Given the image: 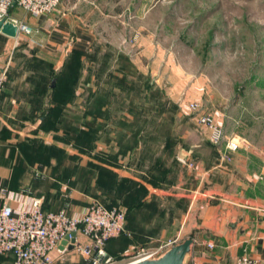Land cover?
<instances>
[{"label":"rangeland","instance_id":"374dc122","mask_svg":"<svg viewBox=\"0 0 264 264\" xmlns=\"http://www.w3.org/2000/svg\"><path fill=\"white\" fill-rule=\"evenodd\" d=\"M77 2L73 12L92 36L86 55L68 60L71 51L46 54L21 34L0 68L5 72L0 106L8 111L0 133L11 140L12 131H22L21 155L38 165L33 169L44 166L45 175L58 159L69 166L106 155L134 176L158 169L165 177L173 174V182L183 179L193 186L197 166L208 170L219 164L227 191L264 200V0ZM120 57L135 74L109 97L112 75L125 63ZM103 102V131L93 126V133H80L83 112ZM194 102L214 116L227 137L240 140V151L222 157L221 147L196 124L189 109ZM179 150H190L191 160H177ZM78 243L84 244L81 238ZM73 251L59 257L60 263L51 256L52 264H84ZM127 261L123 255L112 258L113 264Z\"/></svg>","mask_w":264,"mask_h":264},{"label":"crops","instance_id":"0c3cea01","mask_svg":"<svg viewBox=\"0 0 264 264\" xmlns=\"http://www.w3.org/2000/svg\"><path fill=\"white\" fill-rule=\"evenodd\" d=\"M67 3L60 4L52 14L38 18H32L13 6L9 16L34 28L33 38L46 54L86 51L92 43V36L82 26L81 18L73 12L80 2L67 0ZM18 37L12 39L0 34V68L16 46ZM0 107V122L7 121L8 111H3L2 105ZM38 131L42 132V129ZM2 134L0 206L4 197L2 190H5L11 194L14 207L24 196L40 198L44 213L65 210L69 215H79L94 201L105 208L118 207L125 213L127 235L106 244L105 253L111 258L121 257L130 247L156 248L168 241L176 244V238L188 231L187 238L193 239V244L186 256L187 264H233L244 253L264 264V200L227 191L221 182L225 168L219 164H213L208 170L197 166L193 186L183 179L171 181L173 174L170 173L166 175L165 183L158 180L155 185L150 182L153 177L149 173L140 172L134 176L125 171L120 161L110 156L104 155L96 160L86 156L69 166H61L58 159L56 166L35 182L32 171L38 165L26 163L21 155L20 146L24 144L22 131L19 134L12 131L11 140ZM190 152L179 150L176 159L182 156L191 160ZM41 167L34 171L42 173L44 166ZM245 179L253 181L248 177ZM247 188L248 185L245 190ZM230 224L234 227H229ZM79 238L85 242L81 235H77V242ZM208 245L213 247L210 249ZM62 247L67 250L61 253L58 250ZM68 247L69 244L65 246L61 242L58 250L51 254L53 261L60 263L59 257L75 252ZM82 259V263L90 264L84 257ZM12 262L11 258L0 256V264Z\"/></svg>","mask_w":264,"mask_h":264},{"label":"built area","instance_id":"2783aa9c","mask_svg":"<svg viewBox=\"0 0 264 264\" xmlns=\"http://www.w3.org/2000/svg\"><path fill=\"white\" fill-rule=\"evenodd\" d=\"M61 0H0V20L6 19L18 27L19 35L33 38L34 28L24 22L11 19L9 12L17 6L32 18L52 14ZM18 35V36H19ZM5 72L0 70V95L4 87ZM189 109L195 113L196 124L205 128L208 139L213 145L223 147L222 157L229 158L241 148V142L234 137H227L220 124L210 113L202 111L198 103H190ZM34 176L40 177L35 171ZM3 202L0 206V255L10 253L13 264H52L51 254L58 250V245L66 240L73 244V250L89 261L90 264H113L112 258L105 253L106 244L121 235H127L125 213L118 208L107 209L99 202H93L79 215H69L65 210L44 213L41 199L22 197L17 206H12V197L2 190ZM72 234L76 236L73 237ZM81 235L85 242H77ZM74 239V243L72 240ZM175 241H168L158 248L145 249L130 247L123 253V264H134L145 259H152L163 254L164 248ZM211 249L213 246L208 245ZM67 250L62 247L63 252ZM233 264H261L257 258L244 253Z\"/></svg>","mask_w":264,"mask_h":264},{"label":"trees","instance_id":"16d2710c","mask_svg":"<svg viewBox=\"0 0 264 264\" xmlns=\"http://www.w3.org/2000/svg\"><path fill=\"white\" fill-rule=\"evenodd\" d=\"M71 54L69 55V58H68V60H70L72 57H76V58H79V57H81V56H83V55H86V53H87V51H79V50H72L71 52H70ZM122 57H120V61L121 60H123L125 63L124 64H120V62H119V67L117 68V70H116V72H117V74H113L112 75V79L114 80V83L112 84V86H110V89H109V92H110V96L109 97H112L113 95H115V93H116V88L117 87H123L124 85H125V81H127V77L128 76H130V73H134L135 74V70H133V67H132V69H130V68H128L127 67V64L129 63L128 62V59L127 58H124V59H121ZM119 73H120V75H119ZM117 75H119V76H117ZM119 77V78H118ZM121 77V78H120ZM127 88H129V89H132L133 87H134V85H128V86H126ZM117 93H120V92H117ZM55 102V101H54ZM62 104H64L65 105V102H62ZM101 104V105H100ZM100 104H98L96 107H94L93 105L90 107V110H88V112L87 111H84L83 112V114H84V117H86V119H85V121H84V125L83 126H85L83 129L84 130H79V132L80 133H83V134H86V135H88V134H90V133H93L92 131H93V126H95V130L98 132V126H101V128H102V131H103V126H102V124H104L105 122H103V121H105L104 120V118H101L102 116V114H103V112H105L104 110H103V107H105V104L106 103H100ZM100 108H101V110H100ZM131 108H129L128 110H130ZM100 111V112H99ZM128 112H130V111H128ZM87 114V115H86ZM52 116H54V117H56V113L55 114H52ZM119 123H121V122H119ZM123 124V123H122ZM121 124V125H122ZM40 128V127H39ZM43 128V127H42ZM41 129V128H40ZM73 129H68V131H69V133L72 131ZM106 132V131H105ZM119 134V133H118ZM120 136H119V138H118V140L119 141H121L122 140V142H123V137H124V135H123V137L121 136V134H119ZM138 135V133H135V134H133V137L135 138L136 136ZM210 142V141H209ZM123 144V143H122ZM212 144V143H211ZM167 145H168V143H167ZM166 145V146H167ZM213 145V144H212ZM166 146H165V148H166ZM126 149H130L129 148V146L128 147H125V150ZM193 152H194V150H193ZM111 158H114L115 159V157H113V156H110ZM24 160L26 161V163H29V164H31L32 162H33V160H29V159H27V158H24ZM35 172V171H34ZM155 173H149L152 177H153V179L152 180H150V182L152 183V184H155L156 185V182L155 181H163L164 180V178H165V172L164 171H158V169H156L155 171H154ZM32 176H33V180L35 181V182H37L38 180H39V178H43V175L40 173V177L39 178H36L35 176H34V173L32 174ZM36 178V179H35ZM107 208H111V207H107ZM125 228H126V217H125ZM0 256H5V257H7V258H11V262H12V259H13V257H12V255L10 254V253H8V254H5V255H0ZM119 258V257H118ZM12 264H13V262H12Z\"/></svg>","mask_w":264,"mask_h":264},{"label":"water","instance_id":"95a60500","mask_svg":"<svg viewBox=\"0 0 264 264\" xmlns=\"http://www.w3.org/2000/svg\"><path fill=\"white\" fill-rule=\"evenodd\" d=\"M0 34L15 39L18 37V27L6 19L0 20ZM229 227H234L230 224ZM75 237V234H72ZM74 243V239L72 240ZM193 244V239L187 238L181 243L174 244L167 249L163 254L156 258L145 259L134 264H187L186 256L190 253ZM69 250L73 249V244L68 247Z\"/></svg>","mask_w":264,"mask_h":264}]
</instances>
